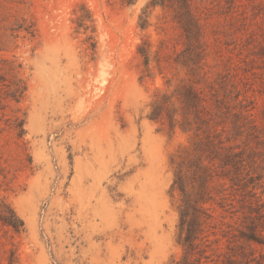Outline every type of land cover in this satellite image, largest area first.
<instances>
[{
    "label": "rangeland",
    "instance_id": "rangeland-1",
    "mask_svg": "<svg viewBox=\"0 0 264 264\" xmlns=\"http://www.w3.org/2000/svg\"><path fill=\"white\" fill-rule=\"evenodd\" d=\"M0 264H264V0H0Z\"/></svg>",
    "mask_w": 264,
    "mask_h": 264
},
{
    "label": "trees",
    "instance_id": "trees-1",
    "mask_svg": "<svg viewBox=\"0 0 264 264\" xmlns=\"http://www.w3.org/2000/svg\"><path fill=\"white\" fill-rule=\"evenodd\" d=\"M190 242H191V240L188 243H190Z\"/></svg>",
    "mask_w": 264,
    "mask_h": 264
}]
</instances>
